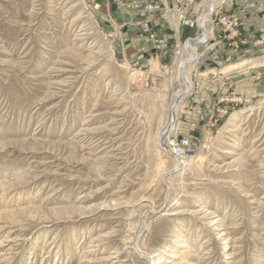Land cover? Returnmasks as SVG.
I'll use <instances>...</instances> for the list:
<instances>
[{"label":"rangeland","instance_id":"1","mask_svg":"<svg viewBox=\"0 0 264 264\" xmlns=\"http://www.w3.org/2000/svg\"><path fill=\"white\" fill-rule=\"evenodd\" d=\"M225 13L237 27H206L175 160L160 6L0 0V264H264V22Z\"/></svg>","mask_w":264,"mask_h":264},{"label":"built area","instance_id":"2","mask_svg":"<svg viewBox=\"0 0 264 264\" xmlns=\"http://www.w3.org/2000/svg\"><path fill=\"white\" fill-rule=\"evenodd\" d=\"M155 0H144V7L147 12H150L153 7L160 6L164 12L165 15L159 17V21H162V26L160 29L154 32L152 35H150V41L153 44H160L162 47L160 49H163L165 51L173 50V59H178L181 57V46H183L186 43H193L194 41H197L202 35H203V29L199 27V20L203 16V13L206 10L207 3L206 0H158V2H154ZM223 0L220 2V0H217L215 3V6L212 11H209V18L206 22V27L210 23H217V29L222 31L223 33L225 31H229L232 33L234 29L237 27L238 19L232 18L229 14L225 13L224 11H221V6L224 4ZM174 23H177V29H175ZM148 28H151V24L149 25L147 23ZM182 27V29L187 30H195V35L193 37H188L186 40L182 43L181 42V36L179 33V29ZM207 29V28H206ZM223 29V30H222ZM155 31V30H154ZM208 33L209 30L207 29ZM147 32V30H145ZM166 33H170V37L167 38ZM148 38L142 37L143 43L145 46L142 49H146L147 52H144V58L140 57V61H143L147 57V53L149 52V49L147 48L148 44ZM161 39L163 41H161ZM211 40V35L206 36L203 43L198 46H207L209 45V42ZM158 48V47H156ZM141 52V49H135L132 51V54L135 55V59H131V57L128 60H137V54ZM151 52V50H150ZM133 62V63H134ZM168 147L170 148V155L175 159H182L183 156L190 155L192 153L190 141L189 139L182 137L178 139L175 143H169Z\"/></svg>","mask_w":264,"mask_h":264},{"label":"bare ground","instance_id":"3","mask_svg":"<svg viewBox=\"0 0 264 264\" xmlns=\"http://www.w3.org/2000/svg\"><path fill=\"white\" fill-rule=\"evenodd\" d=\"M206 2H207V8L203 13V16L199 20V27L203 29V35L199 39H197V41H194L193 43H186L183 46H181V57L178 58L176 65L174 66L175 69H174L173 82L172 84L170 83L171 92L167 105L168 119H167V123L165 124V126L161 128L160 133L158 135V145L162 150H165L166 152L168 151V153H170V148L167 146L168 136L172 131L175 130V121L177 119L180 105L183 99L192 90V82L189 76V71L192 68H194L197 64L196 62L198 58V54H197L198 46L202 44L206 36L209 35L206 29V22L209 18V11L213 10L217 0H206ZM175 84H181L183 86L182 91L176 92L173 88ZM175 169L176 168H174V170ZM163 173H165V171ZM133 245H134V250L139 255L138 257H140L143 260H147L149 258L147 254L142 252L141 248L139 247L138 241L135 242V244ZM149 260L151 262H154V264L165 263L163 259L160 260L154 259V256L152 258H149Z\"/></svg>","mask_w":264,"mask_h":264},{"label":"crops","instance_id":"4","mask_svg":"<svg viewBox=\"0 0 264 264\" xmlns=\"http://www.w3.org/2000/svg\"><path fill=\"white\" fill-rule=\"evenodd\" d=\"M224 4H225V9H224L225 12L228 13H232V12L235 13L236 11L240 12V20L242 21V23L256 25V24H262L264 22V0H225ZM133 31H134L132 32L133 34L136 33V30ZM182 31L185 33L189 32V30L187 29H182L181 33ZM166 36L167 38H169L170 33H166ZM131 40L133 39H130V41Z\"/></svg>","mask_w":264,"mask_h":264}]
</instances>
